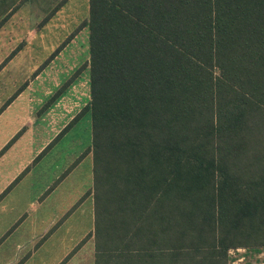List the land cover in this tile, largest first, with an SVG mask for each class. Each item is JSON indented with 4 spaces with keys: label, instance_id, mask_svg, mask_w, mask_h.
Wrapping results in <instances>:
<instances>
[{
    "label": "trees",
    "instance_id": "obj_1",
    "mask_svg": "<svg viewBox=\"0 0 264 264\" xmlns=\"http://www.w3.org/2000/svg\"><path fill=\"white\" fill-rule=\"evenodd\" d=\"M87 1L93 264L258 251L264 0Z\"/></svg>",
    "mask_w": 264,
    "mask_h": 264
},
{
    "label": "crops",
    "instance_id": "obj_2",
    "mask_svg": "<svg viewBox=\"0 0 264 264\" xmlns=\"http://www.w3.org/2000/svg\"><path fill=\"white\" fill-rule=\"evenodd\" d=\"M0 42H4L2 38ZM35 60L31 52L17 50L0 65V103H3L0 113L9 116L16 106L0 142V237L4 245L0 264H50V199L58 197L60 215L65 217L67 214L76 219L80 213L84 215L81 199L91 196L92 185L84 188L88 175L92 184L91 161V172L87 171L86 175L84 171L88 165L86 155L90 154L85 133L83 144L77 134L60 146L70 135L69 131L76 127L75 123L80 124L81 120L72 117L81 104L85 107L86 102H54L34 116V110H38L35 106L40 105L37 99L50 91L48 83L33 89V78H30L24 89L13 92L14 96L8 94L7 75H10V86L16 91L19 79L27 78L30 70L37 66ZM36 75L38 77L40 73ZM36 92L41 93L33 96ZM60 193L66 194L65 199ZM21 251L24 252L22 256Z\"/></svg>",
    "mask_w": 264,
    "mask_h": 264
},
{
    "label": "rangeland",
    "instance_id": "obj_3",
    "mask_svg": "<svg viewBox=\"0 0 264 264\" xmlns=\"http://www.w3.org/2000/svg\"><path fill=\"white\" fill-rule=\"evenodd\" d=\"M11 2L12 5L8 8ZM1 7H5L9 13L0 15V38L4 41L0 42V65L17 50L31 52L37 61V66L30 70L31 74L25 79L20 78L16 83V91L10 86V75H7L8 94L14 96V93L24 89L30 78H33V86L35 87L33 89H39L42 87L41 85L45 86L48 83L50 91L47 94H41V97L37 99L40 101V105L35 106V108L38 107V110H34V116L41 109L46 110L51 104L58 101L89 103L88 29L85 24L88 16V1L0 0ZM3 16L5 18L2 19ZM19 20L21 21L19 22ZM34 63L32 60V64ZM42 69L44 72L41 71ZM39 73L40 75L37 77L36 74ZM37 78L38 80H36ZM40 93L36 92L33 96ZM2 104L0 103V110ZM15 107L14 105L12 109L14 110ZM13 110L9 116L3 114L4 112L0 113V142L3 131L6 132L10 126L9 118L14 115ZM85 112L84 106L82 107L81 104L80 109L73 116L74 119H79L81 122L77 125V121L74 129L71 125L70 135L66 136L60 146L64 145L69 137H74L77 134H80V142L83 144L84 133L87 146L90 144L91 117L89 113ZM110 131L108 123L104 124L101 131L97 126L95 127L96 135L99 138L102 137L103 140H105L103 136H108ZM54 149L50 152V162L53 158ZM86 157L88 165H85L84 171L88 175L87 171L91 172L89 165L90 161L92 164V160H90L91 155L89 153ZM96 164L99 168L98 162ZM82 174L83 170H81V178ZM99 177L100 173L95 170L96 189L94 192L101 199L106 186L102 181L98 184ZM85 182L84 188H89L92 185L90 175L85 177ZM93 193L91 191V196L86 195L85 198L81 199L84 215L80 213L76 219L67 217L66 213L65 217L60 215L58 203L61 202L57 199L58 197L50 199V224H52L50 227V264H93V237L86 236L92 232L93 226V199L91 200ZM65 196L66 194L60 193V197L65 199ZM54 200L56 203L53 202ZM2 240L0 237V253H3L4 250ZM42 240H38V244H41ZM41 251L42 249H40ZM22 254H24L23 251L20 252V256ZM227 264H264V246L259 247L258 251L242 247L229 249Z\"/></svg>",
    "mask_w": 264,
    "mask_h": 264
}]
</instances>
